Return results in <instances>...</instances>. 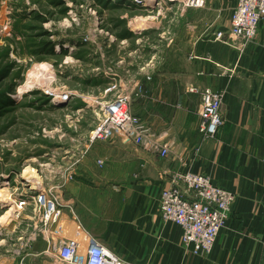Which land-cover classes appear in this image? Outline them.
Wrapping results in <instances>:
<instances>
[{"label": "crops", "instance_id": "0c3cea01", "mask_svg": "<svg viewBox=\"0 0 264 264\" xmlns=\"http://www.w3.org/2000/svg\"><path fill=\"white\" fill-rule=\"evenodd\" d=\"M236 2L207 3L212 14L190 22L176 74L140 85L132 111L147 129L144 143L99 142L76 164L75 178L58 197L63 226L57 240L72 236L84 245L94 240L127 264H262L264 20L241 53L215 40L217 31L228 28ZM193 87L225 91L224 125L214 139L199 131ZM155 142L168 145L166 156ZM187 170L207 174L236 195L207 256L186 253L181 227L163 221L159 212L170 172Z\"/></svg>", "mask_w": 264, "mask_h": 264}, {"label": "rangeland", "instance_id": "374dc122", "mask_svg": "<svg viewBox=\"0 0 264 264\" xmlns=\"http://www.w3.org/2000/svg\"><path fill=\"white\" fill-rule=\"evenodd\" d=\"M210 1L0 0V264H60L46 252L65 241L60 217L45 224L38 209L17 211L7 197L44 189L60 207L95 144L137 145L114 136L86 148L105 105L127 95L133 114L145 80L176 74L190 22L211 16ZM64 93L69 101L59 102ZM147 135L144 126L140 144Z\"/></svg>", "mask_w": 264, "mask_h": 264}, {"label": "built area", "instance_id": "2783aa9c", "mask_svg": "<svg viewBox=\"0 0 264 264\" xmlns=\"http://www.w3.org/2000/svg\"><path fill=\"white\" fill-rule=\"evenodd\" d=\"M134 1L143 6L141 0ZM263 20L264 0H237L230 12L228 28L217 31L214 39L241 53L255 39ZM191 90L199 94V131L205 139H214L224 125L222 107L225 91L210 88ZM69 99L70 96L66 93L58 97L62 103ZM114 136L136 144H140L144 136V126L140 118L132 114L127 95H119L105 105L103 119L90 131L86 148ZM167 153L166 147L159 149L162 157ZM98 163L100 165L102 161ZM170 173L169 186L162 189L159 196L160 216L163 221H170L181 227V245L186 253L207 256L225 225L235 194L214 184L204 173L189 170ZM13 206L17 211L27 207L38 209L42 212L45 224L49 221L54 223L61 215L57 201L44 189L17 199ZM53 246L52 250L46 252L60 264H127L94 240L88 241L87 249L82 253L80 242L73 238Z\"/></svg>", "mask_w": 264, "mask_h": 264}, {"label": "bare ground", "instance_id": "6f19581e", "mask_svg": "<svg viewBox=\"0 0 264 264\" xmlns=\"http://www.w3.org/2000/svg\"><path fill=\"white\" fill-rule=\"evenodd\" d=\"M141 3H142V0L140 1ZM6 190H5V188H1L0 187V197H3V196H5L6 195ZM6 204L7 205H9L11 208H12V206L13 205H15V203H17V199H15V198H13V197H7V199H6ZM14 208V207H13ZM74 238H76V237H74ZM78 239V238H77ZM81 242H82V240H81ZM85 249H87V245H84L83 244V242H82V246H81V249H80V252L82 251V252H84L85 251Z\"/></svg>", "mask_w": 264, "mask_h": 264}]
</instances>
